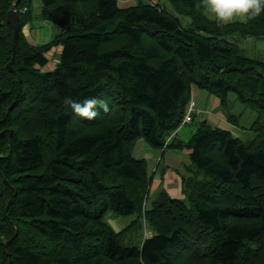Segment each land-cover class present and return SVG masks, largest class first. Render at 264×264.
I'll list each match as a JSON object with an SVG mask.
<instances>
[{"label":"trees","instance_id":"trees-1","mask_svg":"<svg viewBox=\"0 0 264 264\" xmlns=\"http://www.w3.org/2000/svg\"><path fill=\"white\" fill-rule=\"evenodd\" d=\"M33 1L0 0V264H264V60L241 46L264 38V13L221 24L204 0H41L63 33L40 45L25 33ZM193 86L218 96L230 121L241 118L231 94L255 110V137L206 119L170 139ZM91 98L93 119L73 111ZM14 113L38 125L12 126ZM139 140L189 151L184 198L163 189L148 205L154 176L134 155ZM121 216L133 218L119 229Z\"/></svg>","mask_w":264,"mask_h":264},{"label":"crops","instance_id":"crops-1","mask_svg":"<svg viewBox=\"0 0 264 264\" xmlns=\"http://www.w3.org/2000/svg\"><path fill=\"white\" fill-rule=\"evenodd\" d=\"M118 1L119 4L122 5L120 3V0ZM29 26L30 27L26 29V34L28 36H30V33H32L33 31L32 21ZM34 35V40L38 41L40 39L39 33H34ZM254 40L259 41L260 44L264 46V38H255ZM55 67H52V69H54ZM46 69L48 70L51 68L46 67ZM191 98H194L196 101L193 120L190 123L182 124L181 127L172 134L171 139L178 137L187 140L195 132L197 123L204 119H208L211 124L229 130L234 135L241 138L245 134L252 131L250 128L254 121L249 125V127H246L244 125L241 126L239 124V120L244 116L246 109L241 110L239 114L241 118L239 120L230 121L227 117L226 109L224 107L222 108L221 100L219 97L212 95L208 91L200 89L197 86H193ZM232 102L233 104L231 105V107L235 106V103L237 102V96L234 97V100H232ZM134 155L137 158H145L148 163L150 162V168L152 169L154 175V189H158L157 192L165 188L171 194H181L180 168L182 165L184 168L185 165L190 162L189 151L169 147L164 149H156L148 145L143 140H139L135 146ZM185 162L186 164H184Z\"/></svg>","mask_w":264,"mask_h":264},{"label":"rangeland","instance_id":"rangeland-1","mask_svg":"<svg viewBox=\"0 0 264 264\" xmlns=\"http://www.w3.org/2000/svg\"><path fill=\"white\" fill-rule=\"evenodd\" d=\"M122 1H123V3L121 6L129 7V6L135 5L139 0H122ZM166 4H167V1H166ZM32 11H33L32 12V15H33V17H32L33 18V20H32L33 29L32 30L33 31H32V33H30V36H28V39L32 44L45 45L46 43H50L54 39H56V37L59 36L60 33H63V31L60 29V27L58 25H56L54 22L50 21L45 16V14L43 13V7L41 6L40 0H34L33 1ZM206 14L208 16H210L207 12H206ZM189 22H190L189 17L183 18V23L185 25H188ZM29 27L30 26H27L25 28L28 29ZM30 31H31V29H30ZM25 33H27V31ZM34 33L35 34L39 33L40 39L38 41L34 40V38H33V36H35ZM235 36L238 37L237 35H235ZM241 46L246 50V52L249 55L264 59V46L261 45L259 41H255V40H253V38H250L249 40L241 38ZM62 51H63L62 45L54 46L52 49H50V50L48 49L46 51L45 55L49 60V65L47 66V68L52 69V67H55L56 64L59 63V61L61 60ZM45 70H47V69L45 68ZM234 97H236V95L231 94L230 95V101L234 100ZM243 109H246V110H245L244 116L239 120V124L241 126L244 125L246 127H249V125L256 118L257 113L255 110L241 104L239 101L235 103V106L229 108V110L231 112L238 113V114H240L241 110H243ZM9 110H10V108L8 109V114L10 113ZM17 113L18 112H16V114ZM17 118L15 117V113H14V116L11 118L12 126L17 125L22 130L24 128L33 129V125H38V123H35L36 119H34V117L32 115H30L28 117L29 121L26 123L23 120H21L22 123H18V122L16 123ZM23 118L25 119L26 117H23ZM254 137H255V133L253 131H251L250 133H247L244 136H242V139L245 142H249ZM182 150L186 151L185 149H182ZM149 164H150V162H149ZM184 164H186V162ZM180 172H183V165L180 168ZM154 185H155V183H154V178H153V182H152L151 190H150V195H149V201H148L149 206L151 204L152 199L155 198V196L159 192V191L157 192L158 189H154ZM165 190L172 197L184 198V196H185L183 191H182L183 190L182 186H181V194L180 195H174V194H171L167 189H165ZM132 218H133L132 216H121L118 219L114 218V220H111V222L115 225V227H117V228L119 227V229H120L123 226L127 225L131 221ZM148 231H151V230H149V227H148ZM146 232H144V236L146 235ZM4 236H5V233H0V243L1 242L5 243L6 239L4 238Z\"/></svg>","mask_w":264,"mask_h":264},{"label":"clouds","instance_id":"clouds-1","mask_svg":"<svg viewBox=\"0 0 264 264\" xmlns=\"http://www.w3.org/2000/svg\"><path fill=\"white\" fill-rule=\"evenodd\" d=\"M204 8L212 18L221 24H228L237 20L247 22L249 19L264 13V0H204ZM71 107L81 117L93 119L96 116L95 98L83 102L72 101Z\"/></svg>","mask_w":264,"mask_h":264},{"label":"water","instance_id":"water-1","mask_svg":"<svg viewBox=\"0 0 264 264\" xmlns=\"http://www.w3.org/2000/svg\"><path fill=\"white\" fill-rule=\"evenodd\" d=\"M7 20H8V23L12 25L14 29L13 57H12V61L8 63V67L12 70V64H13V61L17 53L16 48H17V42H18L19 33H20V16H19L18 11L16 10V2L13 3L8 13Z\"/></svg>","mask_w":264,"mask_h":264},{"label":"built area","instance_id":"built-area-1","mask_svg":"<svg viewBox=\"0 0 264 264\" xmlns=\"http://www.w3.org/2000/svg\"><path fill=\"white\" fill-rule=\"evenodd\" d=\"M194 104H195V102L192 101V103H191V107H193ZM185 121H190V116H187L186 119H185Z\"/></svg>","mask_w":264,"mask_h":264}]
</instances>
